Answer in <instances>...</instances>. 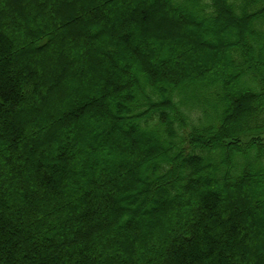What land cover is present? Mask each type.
Wrapping results in <instances>:
<instances>
[{"label": "trees", "instance_id": "trees-1", "mask_svg": "<svg viewBox=\"0 0 264 264\" xmlns=\"http://www.w3.org/2000/svg\"><path fill=\"white\" fill-rule=\"evenodd\" d=\"M204 35L215 50L194 62ZM65 57L71 101L28 128ZM57 127L51 164L40 140ZM134 220L145 233L122 235ZM260 227L264 0H0V264H262Z\"/></svg>", "mask_w": 264, "mask_h": 264}, {"label": "rangeland", "instance_id": "rangeland-1", "mask_svg": "<svg viewBox=\"0 0 264 264\" xmlns=\"http://www.w3.org/2000/svg\"><path fill=\"white\" fill-rule=\"evenodd\" d=\"M161 7L162 6H157L156 8L154 7V10L155 11H157L156 9H158V10H161ZM162 9H163V7H162ZM155 18H152V20H154ZM167 20V19H166ZM169 20V19H168ZM179 20H180V22H184V20L182 19V17H179ZM170 21V20H169ZM168 22V21H167ZM170 23V22H169ZM86 24H84L83 26H85ZM74 26V25H73ZM89 27H87V29H85V31L86 32H90V30H88V29H93L95 26H92V25H88ZM91 26V27H90ZM158 26V28L160 27V31H162V32H164V33H166V34H174L176 31L177 32H179V33H181V32H183L185 29H184V26H182L183 28L182 29H179L178 27H176V26H168L167 25V23H166V21H159V24L157 25ZM215 26H213L212 25V27H210V29H213ZM31 27H29V29H30ZM75 28V27H74ZM31 30V29H30ZM11 32H13V31H11ZM10 31H9V33L10 34H12ZM94 32V31H93ZM187 34L186 35H184L182 38H183V41H185L186 43H187V46L189 45V44H192L191 42H192V36H193V34L192 33H190V31H188L187 29H186V31H185ZM16 34H19L20 36H22V34L20 33V32H15ZM215 33V36L217 35V36H220V34L219 33H217L216 31L214 32ZM42 35V33L41 34H39V36H41ZM55 36V35H54ZM198 37V36H197ZM37 38H38V36H37ZM55 38V37H54ZM58 38H55L54 40L52 39V43L50 44V46H49V48H48V50L49 49H51V48H53L55 45H56V43L58 42V40H57ZM195 40V39H194ZM202 40H204L205 42V44H206V46L204 45V51H202V52H197L198 53V55H196L197 57H195L194 58V62H202V58L203 57H206L207 55H205V54H208L209 53V51L210 50H215V48L213 47L214 46V42H216V41H213L214 39H210L207 35H204V36H202ZM194 42H197L198 43V41H194ZM196 43V44H197ZM75 44H76V42H75ZM199 44V43H198ZM79 45H82V43H79L78 44V46ZM192 46V45H191ZM191 46H189V48H187V51L186 52H189L190 50V48H191ZM186 48V47H185ZM153 49H154V51L156 52V55H157V58L155 59L156 61H158L159 59L158 58H161L163 55H165L166 56V58H172V60L174 61L173 63H174V65H175V67H180L181 65H182V63H183V58H179V59H176L175 57L173 58V56L171 57V48L170 49H167V48H165V51H161L160 50V47L159 46H157V45H154L153 46ZM48 50H46V51H48ZM77 50V49H76ZM21 52V54H23V53H25V55L26 56H28V52H30L31 50L30 49H21L20 50ZM23 51V52H22ZM27 51V52H26ZM20 54V55H21ZM204 54V55H203ZM222 54H225L224 53V51L223 50H221L220 51V56L222 55ZM203 55V56H202ZM211 55V54H210ZM219 55V54H218ZM23 56V55H22ZM66 57H68V56H66ZM66 57H65V59H62V61H59V63H58V65L59 66H61V67H63V69L62 70H60V69H56V70H54L53 71V69H52V67L51 66H48L47 67V75L48 76H46L45 77V79H47L46 80V84L48 85V89H49V91L47 90L46 91V99H45V101H44V103H43V105H41L39 108H30L29 109V105H27L26 106V109L23 111V112H21L20 113V117H21V119L22 120H24V122L26 123V126H28V128L31 126L32 127V124H34V120L35 119H37L38 117V119H41V120H43V121H47V120H49L50 119V117H52V115L53 114H55L56 113V111L59 109V107L62 105V104H64L65 102H67V101H71V94H72V90H73V88H75L76 89V86H77V84H78V81H79V78H78V76H77V74L76 73H74L73 71V69H72V67H70V64L68 65L67 63V59H66ZM73 58V57H72ZM213 58L210 60V59H208V61H207V63H208V65L209 66H213ZM60 67V68H61ZM78 68V67H77ZM208 69H210V68H208ZM45 71H46V69H45ZM50 73V74H49ZM56 73V74H55ZM58 76V81L57 82H55V78ZM48 77H50V78H48ZM110 103V102H109ZM38 116V117H37ZM53 117H54V115H53ZM28 119V120H27ZM64 128H66L65 126H64ZM99 126H97L96 124L94 125H90L89 126V128H88V130H89V133L91 134V135H95V134H97L99 131ZM57 130H58V127H57V129H55V130H53V131H51V137H50V135L49 134H47V138L48 139H46L45 140V137H43V139L42 140H40L41 142V148H40V151H41V153H42V149H44V154H45V157H47V159H48V162L49 163H53L55 160L54 159H56V156H51L52 154H54V152L52 151V150H50V148L48 149V147L50 146V144H49V142H50V140H52L53 139V137H55V134H56V132H57ZM64 131V130H63ZM50 133V132H49ZM66 136V135H65ZM128 138H130V137H128ZM131 139V138H130ZM141 140H144V138L142 139L141 138ZM49 141V142H48ZM52 142V141H51ZM140 142H142V141H140ZM27 145H25L24 147H26ZM48 150V151H47ZM50 151V152H49ZM43 154V153H42ZM49 154V155H48ZM46 155H48V156H46ZM38 157V156H37ZM106 158H107V156H105ZM27 165V164H26ZM26 169H27V167H25ZM31 171H29V169H27V171L26 170H24V172L23 173H25V175H26V179H27V182H26V179H25V182L28 184V185H30L31 184V180L32 179H34V177L32 176V174H29ZM26 173H28L29 174V177L27 176L28 174H26ZM31 178V179H30ZM27 184H25V185H27ZM25 191L24 190H22V193H24ZM223 194V195H222ZM221 195L222 196H225L224 195V193H222ZM154 196H151V197H147V198H145V200H144V202H143V205H142V207L141 208H143L144 209V212H145V214H148V215H146L145 216V219H147V218H149V220H150V225L152 226L153 225V222H157V218H158V215H161V214H159V211L158 210H155L154 209V206H155V202H153L154 201ZM153 202V203H152ZM55 206H58V203H56L55 202ZM253 204L255 205V207H258V208H260L261 209V207L262 206H260V205H256V203H255V201L253 202ZM163 206V205H162ZM57 209L58 208H55V210L57 211ZM3 211V214H7V215H10L11 214V212L13 213L14 212V210H13V208L12 207H10V208H8V209H4V210H2ZM127 211V210H126ZM125 212V211H124ZM127 213H130V215H134V213L132 212H129V211H127ZM127 213H125V214H127ZM32 214V213H31ZM14 215V214H13ZM33 215V214H32ZM32 215H30V218H31V216ZM132 215V216H133ZM15 216V215H14ZM123 216H124V214H123ZM175 217V218H174ZM121 219H122V217H121ZM121 219H120V221H121ZM155 219V220H154ZM162 221H163V223L165 222V220H166V218H165V216H163L162 218ZM172 219H174V222H177L178 223V225H180V226H186V223L185 222H183V221H178V219L176 218V216L175 215H172ZM132 221V220H131ZM131 221H130V223H125V222H121V231H122V235H129V234H134V233H138L140 236L143 234V233H145V227L147 226L146 224L141 228L140 227V224H138L137 226H136V222H135V220L131 223ZM96 222V221H95ZM152 223V224H151ZM157 224V223H156ZM155 224V225H156ZM153 226L154 228L153 229H150L151 230V232L152 233H155V232H157V230L155 229V227L156 226ZM142 226V225H141ZM162 226H164V224L162 225ZM163 228V227H162ZM34 228H32V230H33ZM181 229H178V231H176L177 232V234H178V236L179 237H184V234H183V232L182 231H180ZM260 231H261V233L264 231V227H263V229H262V227H260V229H259ZM35 231V230H34ZM152 238V237H151ZM259 238H260V236H259ZM151 246V245H150ZM153 247H154V245H152ZM136 248V247H135ZM170 251H171V249H170ZM262 257L264 258V256L262 255ZM111 263V260L110 261H106V263L105 264H110ZM260 263H262V264H264V262L263 261H261Z\"/></svg>", "mask_w": 264, "mask_h": 264}]
</instances>
